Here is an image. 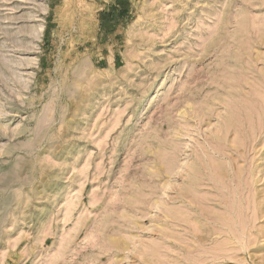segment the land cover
<instances>
[{"label":"rangeland","instance_id":"1","mask_svg":"<svg viewBox=\"0 0 264 264\" xmlns=\"http://www.w3.org/2000/svg\"><path fill=\"white\" fill-rule=\"evenodd\" d=\"M0 264H264V0H0Z\"/></svg>","mask_w":264,"mask_h":264}]
</instances>
